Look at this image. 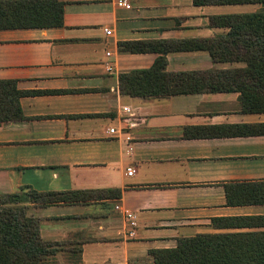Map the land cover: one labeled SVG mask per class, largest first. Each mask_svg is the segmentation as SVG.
Listing matches in <instances>:
<instances>
[{
    "label": "crops",
    "instance_id": "1",
    "mask_svg": "<svg viewBox=\"0 0 264 264\" xmlns=\"http://www.w3.org/2000/svg\"><path fill=\"white\" fill-rule=\"evenodd\" d=\"M23 1L36 0H0ZM56 1L62 26L0 28V81L21 93V117L0 125V196L28 197L25 215L56 244L47 264H153L149 251L179 238L263 233L243 219L264 218V111L212 85L242 63L194 48L225 32L209 18L233 13L228 5ZM119 42H154L156 51H121ZM161 56L165 71L205 72L202 91L121 93L120 74ZM69 191L88 193L46 205L30 199Z\"/></svg>",
    "mask_w": 264,
    "mask_h": 264
},
{
    "label": "trees",
    "instance_id": "2",
    "mask_svg": "<svg viewBox=\"0 0 264 264\" xmlns=\"http://www.w3.org/2000/svg\"><path fill=\"white\" fill-rule=\"evenodd\" d=\"M14 3V2H12ZM195 6H224L264 4V0H192ZM63 5L56 0L0 2V28L62 26ZM211 27L225 32L196 43L195 49L209 52L214 61L242 63L244 66L221 70L227 75L217 79L214 89L241 92L250 111H264V11L214 15ZM191 49L193 43L188 42ZM121 51L147 52L155 50L149 42H119ZM187 49H189L187 47ZM166 60L159 57L148 69L131 70L119 76L120 91L140 98L168 97L202 91L205 72H168ZM227 81L234 82V86ZM210 85V87L212 86ZM234 87V88H233ZM21 93L14 81H0V125L21 117ZM247 107V106H246ZM87 191L30 193L32 202L43 205L78 201L86 198ZM89 196V195H88ZM28 197L18 194L0 196V264H47L56 251V244L40 236L39 218L25 215L21 203ZM245 225H264V218H244ZM238 218L220 221L238 225ZM258 222H255V221ZM153 264H264V232L252 234L200 235L179 238L174 248L149 251Z\"/></svg>",
    "mask_w": 264,
    "mask_h": 264
},
{
    "label": "rangeland",
    "instance_id": "3",
    "mask_svg": "<svg viewBox=\"0 0 264 264\" xmlns=\"http://www.w3.org/2000/svg\"><path fill=\"white\" fill-rule=\"evenodd\" d=\"M228 11L235 13H256L264 11V4L228 5ZM224 8V7H223Z\"/></svg>",
    "mask_w": 264,
    "mask_h": 264
},
{
    "label": "built area",
    "instance_id": "4",
    "mask_svg": "<svg viewBox=\"0 0 264 264\" xmlns=\"http://www.w3.org/2000/svg\"><path fill=\"white\" fill-rule=\"evenodd\" d=\"M121 4H123V5H125V6L127 5L126 2H121ZM105 32H106L107 34L110 33V31L107 30V29H105ZM107 54L109 55V52H107ZM124 109H125V111H129V109H128L127 107H124ZM109 132H110V133H115V129H114V128H110V129H109ZM133 172H134V170H133L132 168H128V169H127V175H132Z\"/></svg>",
    "mask_w": 264,
    "mask_h": 264
}]
</instances>
